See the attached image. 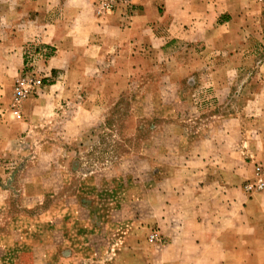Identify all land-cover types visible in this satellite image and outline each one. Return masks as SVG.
<instances>
[{
  "label": "crops",
  "instance_id": "0c3cea01",
  "mask_svg": "<svg viewBox=\"0 0 264 264\" xmlns=\"http://www.w3.org/2000/svg\"><path fill=\"white\" fill-rule=\"evenodd\" d=\"M96 2L0 0V46L6 42L14 45L10 55L23 61L26 46H49L53 55L48 68L62 77L73 71L81 77L142 75L139 62L161 56L176 61L181 46H205L208 54L203 51L193 59L189 55L185 66L188 71L205 67L206 86L218 111L204 123L203 132L182 125L183 132L174 130L168 135V141L175 142L174 150L168 146L166 149L168 175L156 179L153 190L165 207L159 224L163 225L160 232L168 237L165 252L169 258L162 259V254H158L154 262L237 264L240 256L248 254L249 264H255L257 258H264V194L251 198L241 187V181L252 171L255 161L264 159V83L237 88L234 82L235 77L257 72L245 66L258 59L254 47L262 45L256 37L264 44V4H251L249 0H135L128 16L126 10L100 15ZM6 29L12 34L3 35ZM5 55L0 49V60ZM214 61H219L215 69L209 66ZM3 74L6 75L5 70ZM103 81L89 90L90 101L79 106H106L95 98L102 96ZM210 81L213 82L209 85ZM238 92L242 99L232 100ZM190 98L194 113H198L192 117L198 120L202 104L196 89L192 88ZM223 108L230 111L221 112ZM256 114L263 116L262 125L251 119ZM73 119L79 125V137L85 127L97 123L98 117L94 113L89 118ZM178 126L175 124V128ZM2 131L15 132L10 122L0 123ZM11 143L12 140L0 138V153L6 152ZM44 169L38 182L41 189L55 188L59 192L65 188V168L55 169L49 164ZM43 174L46 175L41 177ZM54 174L58 176L56 182L51 181ZM44 196L41 195V201ZM38 201L39 198L24 199L26 205ZM71 204L81 208L84 201L76 196L61 197L57 200L56 221L50 218L51 208L44 214L48 216L46 223L52 220L50 225L42 224L34 231L22 230L26 241L40 246L36 249L44 254V259L34 264L150 261L148 252L127 231L120 235V241L108 243L110 236L106 230L98 236L97 232L83 233L72 228L68 213ZM86 233L90 234L88 240ZM15 235L20 237L16 232L12 236ZM97 239L99 243L94 242Z\"/></svg>",
  "mask_w": 264,
  "mask_h": 264
},
{
  "label": "rangeland",
  "instance_id": "374dc122",
  "mask_svg": "<svg viewBox=\"0 0 264 264\" xmlns=\"http://www.w3.org/2000/svg\"><path fill=\"white\" fill-rule=\"evenodd\" d=\"M249 3L262 5L264 1L249 0ZM7 33L12 34L6 29L3 35ZM256 40L262 45L254 47L258 59L245 69L257 72L235 77L237 88L249 83H264V44L259 37ZM0 49L7 53L5 59L0 60V123L10 122L15 131L0 132V138L12 140L9 149L0 153L3 174L0 176V264L40 263L44 259L41 250L36 249L40 246L26 241L22 230L34 231L50 225L52 220L46 223L48 216L44 214L51 208L50 218L56 221L59 215L57 200L69 196L84 201L81 208L69 206L72 228L83 233L97 232L98 236L106 230L110 236L108 243L120 241V235L127 231L134 234V240L148 252L150 261L145 264H155L158 254H162V259L169 258L165 252L168 237L160 232L163 225L159 224V215L165 207L154 194V182L168 175L165 172L169 164L166 149L167 146L175 148V142L168 141V135L174 130L183 132L182 125L203 132L204 123L218 111L212 92L206 86L205 67L188 71L185 66L189 55L193 59L203 51L208 54L206 47L183 45L178 49L180 58L176 61L155 57L152 61L139 62L142 75L123 73L110 77H81L76 71L63 77L55 74L48 68L53 50L46 45L26 46L24 61L10 55L14 53V45L6 42ZM218 64L219 61H214L209 66L215 69ZM20 78L26 79L24 87L29 93H18ZM101 81L104 84L102 96L94 97L106 106L95 109L88 104L79 106L90 101L89 90L99 86ZM192 88L198 91L202 104L198 120L192 117L198 114L191 104ZM241 97L238 92L232 100ZM228 109L220 111L228 113ZM14 110L19 113L15 115ZM94 113L97 123L90 127L83 125V134L78 137L79 125L73 118H89ZM262 117L256 114L251 119L262 125ZM175 124L179 126L175 128ZM261 162L264 159L255 161L252 171L241 181V187L251 198L264 194V190L250 192L245 188L246 182L254 176L255 165ZM49 164L55 169L65 168L68 184L59 192L55 188L41 189L38 184L40 172ZM57 177V174L51 175V181L56 182ZM41 195H45L42 201ZM25 198H39V201L26 205ZM152 230L160 232L161 243L153 244L148 240ZM14 232L20 237L12 236ZM86 234L88 240L90 234ZM94 242L99 243V239ZM249 262L245 254L237 264ZM254 263L264 264V258H257Z\"/></svg>",
  "mask_w": 264,
  "mask_h": 264
},
{
  "label": "built area",
  "instance_id": "2783aa9c",
  "mask_svg": "<svg viewBox=\"0 0 264 264\" xmlns=\"http://www.w3.org/2000/svg\"><path fill=\"white\" fill-rule=\"evenodd\" d=\"M264 1V0H260ZM134 2L133 0H97L96 2V8L98 11V14L100 15H107L116 11H122L126 10L128 13H126L128 16L129 10L132 8ZM44 55L46 57L47 51L44 50ZM26 79L20 78L17 91L20 94H27L30 90L24 87ZM13 113L17 115L19 113L18 110H14ZM245 188L249 190L250 192H257V191H263L264 190V162L257 163L255 165V172L254 176L249 179L246 184ZM162 237L159 234L157 230H152L149 234L148 240L153 243L157 244L161 241Z\"/></svg>",
  "mask_w": 264,
  "mask_h": 264
}]
</instances>
